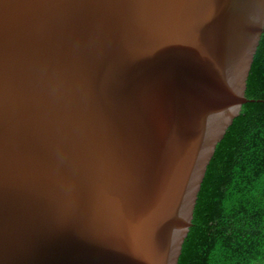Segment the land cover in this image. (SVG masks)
Returning <instances> with one entry per match:
<instances>
[{
	"label": "water",
	"instance_id": "95a60500",
	"mask_svg": "<svg viewBox=\"0 0 264 264\" xmlns=\"http://www.w3.org/2000/svg\"><path fill=\"white\" fill-rule=\"evenodd\" d=\"M263 32L264 0H0V264H178Z\"/></svg>",
	"mask_w": 264,
	"mask_h": 264
},
{
	"label": "trees",
	"instance_id": "16d2710c",
	"mask_svg": "<svg viewBox=\"0 0 264 264\" xmlns=\"http://www.w3.org/2000/svg\"><path fill=\"white\" fill-rule=\"evenodd\" d=\"M242 106L207 167L178 264H264V32Z\"/></svg>",
	"mask_w": 264,
	"mask_h": 264
}]
</instances>
